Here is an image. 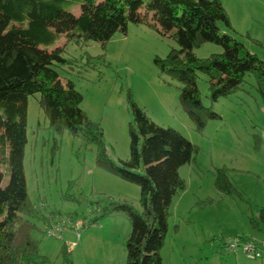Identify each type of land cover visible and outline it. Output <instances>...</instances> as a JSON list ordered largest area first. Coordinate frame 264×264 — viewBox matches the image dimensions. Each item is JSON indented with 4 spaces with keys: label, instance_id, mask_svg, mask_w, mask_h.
Returning a JSON list of instances; mask_svg holds the SVG:
<instances>
[{
    "label": "rangeland",
    "instance_id": "obj_1",
    "mask_svg": "<svg viewBox=\"0 0 264 264\" xmlns=\"http://www.w3.org/2000/svg\"><path fill=\"white\" fill-rule=\"evenodd\" d=\"M217 1L231 27L220 24V33H228L264 60V0ZM66 10L75 17L80 14V6ZM56 48L63 49L64 62L55 69L81 94V109L102 130L104 152L113 164L119 166L130 156L133 105L197 149L194 160L178 171L185 188L171 205L160 252L163 264H264V255L251 258L241 248L234 254L223 244L236 236L262 238L250 224L257 210L253 204L264 189V105L253 76L247 75L235 93L212 103L208 78L198 75L201 104L220 117L199 131L180 102L182 85L157 62L178 50L168 35L146 24L128 23L103 46L60 37L50 51ZM192 52L204 60L222 48L203 43ZM38 99L39 94L27 98L23 172L28 201L38 213L32 223L39 256L49 264H126L129 218L122 211L107 210L111 204L140 210V188L99 167L96 145L66 130L54 133ZM219 168L227 170L242 199L218 193ZM2 171L5 187L9 176L4 167ZM62 221L83 222L79 237L70 227L59 238L46 235V226Z\"/></svg>",
    "mask_w": 264,
    "mask_h": 264
},
{
    "label": "trees",
    "instance_id": "obj_2",
    "mask_svg": "<svg viewBox=\"0 0 264 264\" xmlns=\"http://www.w3.org/2000/svg\"><path fill=\"white\" fill-rule=\"evenodd\" d=\"M74 6H80L77 17L66 10ZM128 23L146 24L178 46L165 61L157 62L182 85L180 102L197 130L220 119L201 104L199 74L208 78L212 103L238 91L250 74L264 105V60L228 33H220V24L231 27L217 0H0V264H49L39 256L33 238L32 220L38 213L28 201L23 172L27 98L34 94H39V108L54 133L66 130L96 145L99 167L140 188V210L127 204H111L107 210L122 211L129 218L126 264H163L160 252L171 205L185 188L178 171L194 160L197 149L175 130L155 125L133 105L130 156L119 166L113 164L104 152L102 130L81 109V94L55 69L64 62L63 49L48 50L60 37L103 46ZM203 43L216 44L222 52L198 59L192 50ZM3 167L9 176L5 187ZM215 187L221 195L241 198L224 168L216 170ZM250 224L264 235V212L254 214ZM256 242L264 255L261 242Z\"/></svg>",
    "mask_w": 264,
    "mask_h": 264
},
{
    "label": "built area",
    "instance_id": "obj_3",
    "mask_svg": "<svg viewBox=\"0 0 264 264\" xmlns=\"http://www.w3.org/2000/svg\"><path fill=\"white\" fill-rule=\"evenodd\" d=\"M68 227H70L71 230H73L77 237H79L80 230L84 227L83 222L76 221L74 223L72 222H55L50 224L49 226H46V235L48 237H58L59 235L66 230ZM239 237V236H238ZM238 237H235L233 239H228L224 244L228 251L232 253H236L239 248L242 249V251L250 256L251 258H260L262 256V251L257 247L256 244L253 242H256L255 240H248L247 241H241ZM257 243V242H256ZM261 247L264 248V240L260 243Z\"/></svg>",
    "mask_w": 264,
    "mask_h": 264
},
{
    "label": "crops",
    "instance_id": "obj_4",
    "mask_svg": "<svg viewBox=\"0 0 264 264\" xmlns=\"http://www.w3.org/2000/svg\"><path fill=\"white\" fill-rule=\"evenodd\" d=\"M54 47H51L50 49H48V50H51V49H53ZM258 201L257 202H255V204H253V205H255V207H256V212H255V214L257 215V213H258V211H263L264 212V189L261 191V193H259V195H258ZM251 204H252V202H251ZM261 233V232H260ZM249 236H251V237H253V235H249ZM249 236H241V237H244V238H246V239H254V238H250ZM261 236H262V238H261V240H256V239H254V240H256L257 242H262L263 240H264V235H263V233H261ZM236 237H238V236H236ZM255 237V236H254ZM257 238H259V237H257ZM222 247L224 248V245L222 244Z\"/></svg>",
    "mask_w": 264,
    "mask_h": 264
}]
</instances>
